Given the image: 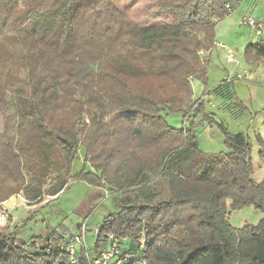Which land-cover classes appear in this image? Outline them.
<instances>
[{
    "label": "trees",
    "instance_id": "obj_1",
    "mask_svg": "<svg viewBox=\"0 0 264 264\" xmlns=\"http://www.w3.org/2000/svg\"><path fill=\"white\" fill-rule=\"evenodd\" d=\"M154 1L171 23L141 26L111 0H0V202L22 192L36 203L83 182L111 191L117 208L97 228L94 255L112 233L132 264H264V217L232 227L220 194L264 214L248 136L219 123L228 150L207 152L192 126L165 118L186 111L193 78L207 80L200 53L214 49L217 22L241 0ZM262 56L261 42L245 50L249 62ZM193 103L192 116L216 121L204 98ZM118 112L136 120L130 140L104 120ZM80 145L85 166L72 174ZM61 231L49 232L52 253L29 252L15 232H0V264H69ZM85 253L79 264H88Z\"/></svg>",
    "mask_w": 264,
    "mask_h": 264
},
{
    "label": "rangeland",
    "instance_id": "obj_2",
    "mask_svg": "<svg viewBox=\"0 0 264 264\" xmlns=\"http://www.w3.org/2000/svg\"><path fill=\"white\" fill-rule=\"evenodd\" d=\"M111 2L113 6H116L125 13L128 18L133 19L141 26L171 23L173 20L171 11L160 7L154 0H111ZM230 8L232 11L236 9L226 18H229L231 14L234 16L232 21L237 30V36L232 39L229 37V45L231 44L229 47L234 50L236 59H239V54H243L246 47L243 49L240 46L241 43L243 44L246 40H251V42L255 43L260 40V37L249 26L238 23L239 15L248 8L247 5L240 7L238 4L234 9L231 6ZM216 50L214 48L211 52L202 55V60L209 62L207 80L201 81L198 78L191 80L194 92L188 102L186 111L184 113H170L165 118H167L169 125L173 128H180L184 125L189 128L192 126L201 149L212 153L228 150V146L225 144V133L219 123H222L223 127L231 133H244L248 136L252 148L251 158L254 164L253 177L257 182H261L264 178V77L259 75L260 82H263V87L260 88H256L251 84H244L239 80L237 81L233 78L235 75L230 72V67L226 59H224L222 54L218 57L217 52H215ZM221 81L224 84H230V87L238 92L241 101L237 99H225L221 95L214 94ZM203 98L206 113L213 115L216 121L212 122L202 115L192 116L194 112V109H191V106L194 104L193 102ZM3 105L4 103L0 92V149L3 142L2 134L5 129ZM9 113L14 115V110L11 109ZM189 113L192 117L186 120L184 116H189ZM83 118L87 123H90L86 116H83ZM104 120L111 121L118 131L120 130L128 140L131 139L133 126L136 123L135 119H130L124 112H118V114L106 117ZM193 121L196 122L195 125L192 124ZM78 150L79 152L73 163L72 174L81 171L85 166L86 149L80 145ZM86 167L89 169L91 165L88 164ZM27 177L29 178L28 175ZM48 179V184L44 188L45 192L55 181V173L50 174ZM220 194L232 227L242 228L245 225H257L263 219L264 214L251 205L236 209L238 203L237 198L229 190L222 189ZM16 195L24 196L22 192ZM53 198L54 196L52 195L45 194L43 196L42 201L45 200V204L39 207L37 210L39 211V217L36 216L38 219H43L40 221L41 223L36 221V223L32 222L29 226L24 225V222L28 223V209L25 206H21L14 210L13 214L18 223L17 225H19L21 235L31 237L32 232L40 230L42 225L44 229L47 228L49 231L57 229L59 232H62L61 229L64 226L69 232L65 233V239L68 243L75 244V249L78 251L79 257L81 247L86 248L90 253L91 249H89L88 245L92 247L91 232L94 231V227L103 221L102 219L108 211L117 209L112 204L111 191L90 187L83 182L71 181L66 185V189L59 198L54 200ZM82 215L83 218L81 217ZM80 220L83 221L82 224H80ZM85 224L87 226L88 244L84 239L81 240V243H76L75 239L77 237L81 236L83 238L82 230ZM78 225L79 227H77ZM27 242L29 243L30 240H27ZM31 242H35V240L32 239ZM26 243H19V245H24L29 252L37 253L30 243ZM48 243L51 242L44 239L40 244V250L47 251V253H52V251L56 252L55 244L49 245ZM35 244L37 243L35 242ZM86 258L88 259L87 256ZM142 264H146V262Z\"/></svg>",
    "mask_w": 264,
    "mask_h": 264
},
{
    "label": "crops",
    "instance_id": "obj_3",
    "mask_svg": "<svg viewBox=\"0 0 264 264\" xmlns=\"http://www.w3.org/2000/svg\"><path fill=\"white\" fill-rule=\"evenodd\" d=\"M244 5H247L248 8L246 10H244L243 12H241V14L239 15L240 16L239 22H238L239 24H240V21L243 19L244 16H253L256 19H259L260 21H264V0H241V3L239 6L243 7ZM234 10L231 13H233ZM226 17L219 20L217 22V25L215 28V31H216L215 40L222 42L224 45H226V47L225 48H217L216 47L215 49H217V50L215 52H217L218 57H220V54H222L224 59H226L228 65L230 67V72L235 75V76H233L234 79H236L237 81L239 80L244 84L246 83L247 85L251 84L252 86H254L256 88L263 87L262 86L263 82H260L259 75H262L264 77V56L261 57L262 59H260L259 62H252V61L249 62L245 58L246 48L251 44H258V42H261L264 44L263 37L261 35H259L260 40H258V42H255V43L251 42V40L250 41L246 40V41H244L243 44L241 43L240 46L243 49L246 46L244 53L239 54V56H238L239 59H237V62H232V61L229 62L227 57L230 54H233L235 59H236L234 50L229 47L231 45V44L229 45V37H230V39L236 38L237 30L234 27V24L232 21V18H234V16L231 14L229 16V18H226ZM227 72L229 73L228 70H227ZM214 94L221 95L225 99H230V100L237 99V100L241 101L239 99L238 92H236V90H234L232 87H230V84H224L223 81H221L219 83V87ZM251 97H252V94H251ZM263 125H264V121H263ZM64 190L61 191L60 194L54 196L53 200L59 198L63 194ZM44 204H45V200L40 201V202H36V203H29V201L22 195L21 196L20 195H14V196L10 197L9 199H7V201L0 202V214H3L5 216V221L3 223V226L0 227V232H8V231L9 232H15L16 237H18V245H19V243L23 244V243H26L27 240H30L29 243L31 244V246L33 243L34 244H35V242L37 243V244H35V249L34 248L33 249L36 252L37 251L42 252L39 247H40V244L42 243V241L44 239H47L51 242V243H48L49 245L54 244L53 241L50 239V236H49L50 231L47 230V228L44 229V227L42 225L40 230H36L35 232L34 231L32 232L31 237H29L27 235L22 236L21 232L19 231V225H17L18 223L15 220L13 212H14V210L18 209L19 207L25 206L26 209H28V216H27L28 223L24 222V225L29 226L32 222L36 223V221L38 223H41L40 221L43 219L42 218L38 219V218H36V216L39 217V214H38L39 211H37V210L39 209L40 206H43ZM81 217L83 218V215ZM82 218H81V220H82ZM81 220H80V224H82V222H83ZM79 225L77 227H79ZM99 225H100V223L94 227V231H92L93 233L90 230L91 235H92L91 236V242L93 244H92V247H90L89 245H88V247H89V249H91L90 253L92 255H94L92 248L94 246V242L96 239L95 234H96V231H97V228ZM88 229H89V227H88ZM87 236L88 235L86 233V241H87ZM32 239H34L35 242H31ZM87 244H88V241H87ZM19 246H21V245H19Z\"/></svg>",
    "mask_w": 264,
    "mask_h": 264
},
{
    "label": "built area",
    "instance_id": "obj_4",
    "mask_svg": "<svg viewBox=\"0 0 264 264\" xmlns=\"http://www.w3.org/2000/svg\"><path fill=\"white\" fill-rule=\"evenodd\" d=\"M228 7L230 6L228 5ZM240 24L249 26L251 29L255 30L257 34L261 35L264 39V21H260L259 19H256L253 16H244L243 19L240 21ZM213 45L214 48L226 47V45H224L222 42L216 40L214 41ZM200 54L205 55V52L201 51ZM227 59L229 60V62L230 61L237 62V59H235L233 54H230L227 57ZM4 221H5V216L3 214H0V227L3 226ZM86 229L87 226L85 224L83 225V230H82L83 238L81 236L77 237L75 239L76 243H81L82 239L86 241ZM67 250L69 252V261H68L69 264H79L80 257L78 251L75 249V244L69 243ZM85 254L88 257L87 259L88 264H132L135 261L132 260L130 255L124 254V250L121 246L120 240L115 234L112 233H109L107 246L100 255L90 256V253L87 249Z\"/></svg>",
    "mask_w": 264,
    "mask_h": 264
}]
</instances>
